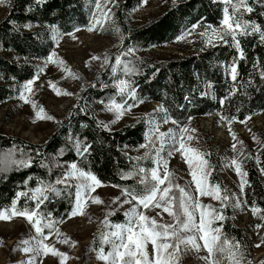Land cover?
<instances>
[{
  "label": "trees",
  "instance_id": "obj_1",
  "mask_svg": "<svg viewBox=\"0 0 264 264\" xmlns=\"http://www.w3.org/2000/svg\"><path fill=\"white\" fill-rule=\"evenodd\" d=\"M8 0L5 14L0 21V106L11 102L21 87L33 80L38 72L37 62L46 61L54 52L53 33L73 34L88 29L95 21L93 16L106 14L103 30L117 43L111 60L94 81L83 85L76 102L60 121L56 130L41 144H33L19 137L0 134V153L14 150L15 159H26L28 167H10L0 173V211L9 209L17 193L26 192L55 180L65 171L63 166L76 163L79 168L90 170L103 185L121 190L122 187H137L136 177L121 179L122 174L132 170L135 158L145 152L140 145L145 143L148 124L144 116L119 128L99 127L96 106L109 102L134 103L122 96L117 88L120 80L128 81L135 89L138 100L143 103H158L171 118L188 126L192 120L212 116L222 122H244L258 114L264 115V42L259 34L238 36L244 53L241 59L237 49L223 44L215 37L216 46L206 45L199 35L209 25L219 27L227 7L232 4L223 0H180L172 4L160 16L148 23L131 27L133 14L144 6L146 0ZM251 12L241 8L242 19L254 21L264 30V0H246ZM239 16V13H237ZM28 25V27H25ZM180 37L190 38L191 54L184 58H131L164 47ZM131 49L132 53L125 55ZM119 57L134 66V74L125 75L122 65L115 63ZM236 61L237 79L233 81L226 67ZM113 68L116 69L113 72ZM223 101V103H221ZM103 102V103H102ZM142 104V103H139ZM138 104V105H139ZM163 113V112H162ZM225 117V118H222ZM105 124V123H104ZM91 145L89 154L81 157L69 136ZM141 153V155H140ZM257 158H259L257 160ZM47 165V167L43 165ZM141 166L153 167L152 161L142 160ZM245 185L241 195L242 204L249 210L264 213V131L256 157L244 167ZM119 186V187H117ZM60 194L40 205L45 214L50 213L56 228L70 217L75 201V188L56 185ZM25 205L35 207V202L20 197L17 208ZM235 210L228 204L223 208L225 219L222 232L238 241L244 254L245 264H253V252L245 230L233 221ZM113 223H122L120 215L109 218ZM46 222V221H45ZM101 229L98 230L97 235ZM44 232L49 233L45 228ZM99 237V236H98ZM264 242V233L262 237ZM264 264V254L258 259Z\"/></svg>",
  "mask_w": 264,
  "mask_h": 264
},
{
  "label": "snow or ice",
  "instance_id": "obj_2",
  "mask_svg": "<svg viewBox=\"0 0 264 264\" xmlns=\"http://www.w3.org/2000/svg\"><path fill=\"white\" fill-rule=\"evenodd\" d=\"M223 2L225 5H233L231 14L226 7L221 25L219 27L209 25L199 35L206 45L213 47L216 46L213 43V37L223 44H228L230 39L232 46L237 49L240 58L243 59L244 53L237 37L259 34L260 40L264 42V30L254 21L242 19L241 8L247 12L253 10L247 5L246 0H223ZM0 3H3V0H0ZM96 8H101L99 0L96 2ZM261 15H264V12ZM106 19V14H102L101 17L93 16V20L97 24H102ZM92 30L93 28L90 26L88 31ZM53 39L58 41L57 36H54ZM131 53L132 50L129 49L125 55ZM53 56H55L54 52L45 63L52 62ZM115 63L122 65L125 75L134 74V66L130 67L129 63L123 62L119 57L116 58ZM225 70L230 74L231 79L236 81L238 75L236 61L234 60L233 64L226 67ZM115 71L116 69L113 68V72ZM261 78L264 79V72L261 73ZM32 83V80L27 81L23 85V89L29 93L32 92ZM52 88L55 90L54 84H52ZM117 88L122 96L128 89L127 96L134 103L127 104L126 100L124 103L109 102L106 110L115 114L113 122L121 119L123 114L130 111L131 108L143 103V100L137 99L135 89L128 81L120 80ZM20 98L24 99V91L21 92ZM25 102L28 101L25 100ZM43 111L41 108L37 113L38 118H45L40 117V113ZM155 111L163 112L164 115L159 121L155 120L154 114L144 117L148 124L145 143L140 145V148L145 149L144 154L130 158L135 159L136 163L131 171L121 176V179L136 177V183L140 187H122V199L115 198L112 201V203H119L121 207L125 204L131 205V207L124 212L125 220L122 223H113L108 219L115 214L114 210H109L106 213L102 222L103 227L98 233L100 246L93 249L97 259L103 264H179L184 253L194 250L207 252V256L201 257L206 264H242L244 254L240 250L239 242L230 240L222 232V225L213 227L216 221L225 219L223 208L227 207V202L233 200L235 201L233 206L239 207L240 198L236 194L230 196L227 189L220 187L219 182L214 184L209 182V177L214 168L206 157L211 154L186 143V140L191 141L193 139L191 136L185 135L188 132L187 127L171 118L163 107ZM46 118L53 119L50 116ZM167 123H172L175 127L166 132L161 131L162 124ZM98 126L108 128V125L104 123ZM69 140L73 142L76 152L81 157L89 154L90 144L78 138L74 139L71 135ZM232 150L237 151L236 143H233ZM177 152L180 153L183 162L187 165L188 175L191 178L187 188L175 183V175L168 168L169 159ZM142 160L152 161L153 167L141 166L140 161ZM13 166L28 167L30 163L26 159H15L14 150L8 153H0V173ZM43 166L47 167L46 164ZM225 167H234L236 174L241 177L240 194L243 195L245 185L243 177L246 173L242 171L238 157H233L227 161ZM71 180L76 181L75 185L70 183ZM38 183L40 186L32 189L31 195L26 192L17 193L10 210L6 208L0 211V220H7L16 216L23 217L35 230V235L19 241L18 247L15 249L25 254H32L24 264H37V259L41 255L47 256L49 254L61 257V264H64L66 255L45 242L48 239L44 233L45 228L49 230V235H51L53 231H56L57 222L51 219L50 213L42 212L40 205L49 200L50 195L58 196L60 190L57 189L56 185L63 184L65 188H75V201L70 216L83 215V205L87 203L90 193L102 186V182L90 170L81 169L76 163H71L66 171L55 180V183L45 184L42 181ZM204 196L220 201L221 209L217 210L211 205L203 204L200 197ZM20 197L34 201L35 207L30 208L25 205L22 209L17 208V201ZM91 199L94 203H102L98 197H91ZM155 209L162 210L156 214L157 217H160L159 220L156 217L146 215L145 210ZM256 211L259 209L253 208V212ZM162 213H167L171 217V222H165ZM149 245H151V251H149Z\"/></svg>",
  "mask_w": 264,
  "mask_h": 264
},
{
  "label": "rangeland",
  "instance_id": "obj_3",
  "mask_svg": "<svg viewBox=\"0 0 264 264\" xmlns=\"http://www.w3.org/2000/svg\"><path fill=\"white\" fill-rule=\"evenodd\" d=\"M112 1L107 12L110 11V6L117 2V0ZM177 1L180 0H146L144 6L133 14L130 26L139 27L148 23ZM7 5L8 0L0 3V21ZM91 27L92 31L82 29L67 35L53 33L52 37H58V41L54 40L55 56L52 62H37L38 72L32 80V92L25 91L22 86L11 102L0 106V134L19 137L33 144H41L56 130L60 121L76 102L83 85L92 83L96 76L108 66L117 48L118 43L103 30V23L94 22ZM191 44L190 38L180 37L170 45L153 47L144 54L130 57L136 59L184 58L191 54ZM52 84L55 85V90ZM22 91H24V99L20 98ZM25 100L28 102L26 103ZM41 108L44 111L40 113V117L45 118L37 116ZM95 108L99 111V119L110 128L127 125L142 115L145 117L154 114L157 121L161 120L164 115L162 112L155 111L161 108L158 103H142L131 108L118 121L113 122L114 113L107 111L102 105H97ZM48 116L53 119H47ZM221 121L212 116L192 120L186 126L188 132L185 135L193 139L186 140V143L211 154L206 157L214 168L209 182L212 184L219 182L220 187L227 189L230 196L236 194L241 201V177L236 174L234 167H225V163L233 157H238V162L241 163L244 172L247 162L257 155L261 134L264 131V115L258 114L244 122L234 124L223 121L224 125H222ZM174 127L172 123L162 124L160 130L166 132ZM233 143H236L237 151L232 150ZM67 167L63 166V170L66 171ZM168 168L174 173L176 184L185 188L189 186L191 178L188 175L187 165L183 162L179 152L169 159ZM70 183L75 185L76 181L71 180ZM91 197H98L102 203H94ZM115 198L122 199L121 190L102 184L96 188L95 192L90 193L87 203L83 205V215L70 216L51 235L44 232L48 236L45 242L66 255L64 264H103L97 259L93 249L100 246L97 232L103 227L102 222L106 213L114 210L115 214L108 219L120 215L124 222V212L131 207L128 204L121 207L119 203H112ZM200 200L205 205H211L217 210L221 209L220 201L209 196L200 197ZM234 203L235 201L230 200L227 205ZM233 209L235 210L232 217L234 223L243 228L249 237L253 252L252 263L258 264L259 257L264 254V242L262 241L264 213H254L247 209L242 201L239 207L233 206ZM145 212L146 215L159 220L160 217L156 214L162 210H145ZM162 215L165 222H171V217L167 213H162ZM218 222L216 221L213 227H216ZM32 235H35V230L23 217L16 216L0 220V264H24L32 254H25L15 249L19 241ZM148 247L151 251V245ZM105 250L107 251V248ZM204 256H207L206 251L191 250L181 256L179 264H206L205 260L201 259ZM37 264H61V257L51 254L41 255L37 259Z\"/></svg>",
  "mask_w": 264,
  "mask_h": 264
},
{
  "label": "bare ground",
  "instance_id": "obj_4",
  "mask_svg": "<svg viewBox=\"0 0 264 264\" xmlns=\"http://www.w3.org/2000/svg\"><path fill=\"white\" fill-rule=\"evenodd\" d=\"M223 123H224V122L221 121V124H222V125H224Z\"/></svg>",
  "mask_w": 264,
  "mask_h": 264
}]
</instances>
